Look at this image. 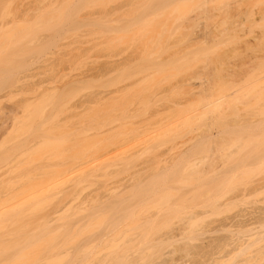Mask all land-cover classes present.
<instances>
[{
	"label": "rangeland",
	"instance_id": "1",
	"mask_svg": "<svg viewBox=\"0 0 264 264\" xmlns=\"http://www.w3.org/2000/svg\"><path fill=\"white\" fill-rule=\"evenodd\" d=\"M41 1L0 0V264H264V0Z\"/></svg>",
	"mask_w": 264,
	"mask_h": 264
},
{
	"label": "bare ground",
	"instance_id": "2",
	"mask_svg": "<svg viewBox=\"0 0 264 264\" xmlns=\"http://www.w3.org/2000/svg\"><path fill=\"white\" fill-rule=\"evenodd\" d=\"M40 1H41V0H40ZM43 1H44V0H43ZM43 1H41L42 4H45V2H46L47 0H46L45 2H43ZM131 1H132V0H131ZM37 2H38V0H37ZM41 2L38 3V4L36 5V8L31 9V10H32L31 12H34V11H35V12L42 11L43 8H44L45 6H44V5L42 6ZM35 3H36V2H35ZM53 3H54V2H53ZM53 3L50 2V4L52 5V6H51L52 8H54L53 6H54L57 2H56L55 4H53ZM49 6H50V5H49ZM34 7H35V6H34ZM51 7H49V8L52 9ZM46 8H47V7H46ZM49 8H47V9H49ZM113 9H114V8H113ZM113 9H112L111 11H113ZM29 10H30V9H29ZM44 11H45V10H44ZM105 11H106V10H105ZM111 11H110V12H111ZM116 11H117V10H116ZM31 12L29 11V13H31ZM103 12H104V11H103ZM29 13L26 12V18H27V15H28ZM24 14H25V13H24ZM104 14H105V13H104ZM106 14H109V13H106ZM24 16H25V15H24ZM28 17H29V16H28ZM84 18H85V17H84ZM84 20H85V19H84ZM1 27H2V26H1ZM1 27H0V28H1ZM3 28H4V27H3ZM207 34H208V33H207ZM77 49H78V48H77ZM127 88H128V87H127ZM125 90H126V88H125ZM121 91H123V90H121ZM123 92H125V91H123ZM123 92H122V93H123ZM116 93H117V92H116ZM116 93H115V96L118 97V96H119V93H117L118 95H117ZM120 93H121V92H120ZM202 93H204V91H203ZM98 95H99V96H97V99H99L98 97H100V94H98ZM113 95H114V94H113ZM121 95H122V94H120V96H121ZM103 96H105V95H103ZM120 96H119V97H120ZM101 97H102V95H101ZM101 97H100V98H101ZM122 97H123V96H121V98H122ZM114 98H115L114 96H111V97H103V98H101L100 101H101V104H103L104 102L106 103L107 101H110V100H111V102H112L113 100H115ZM94 99H95V97H94ZM94 99H93V101H92L91 103H88V104H91V106H95L96 104H99L98 102H96L97 99H95V100H94ZM116 100H117V99H116ZM82 102H83V101H82ZM82 102H81V105H82V104H85V103H82ZM84 102H85V101H84ZM105 103H104V104H105ZM85 105H87V104H85ZM85 105H84V107H85ZM82 106H83V105H82ZM88 106H89V105H88ZM99 106H100V105H99ZM80 107H81V106H80ZM80 107H77V106H76L75 109H78V108H79V110H81L82 108H80ZM84 107H83V108H84ZM93 108H94V107H93ZM203 108L205 109V107H203ZM72 109H73V108H72ZM75 109H74V110H75ZM91 109H92V108H91ZM204 109H203V110H204ZM79 110H78V111H79ZM85 110H86V109H85ZM224 110H225L224 114H227V111H228V110L223 108V111H224ZM226 110H227V111H226ZM75 111H76V110H75ZM207 111H208V110H207ZM221 111H222V109H221ZM221 111H220V112H221ZM202 112H203V111H202ZM73 113H75V112H73ZM76 113H77V112H76ZM78 114L81 115L79 112H78ZM220 114H222V113H220ZM68 115H69V114H68ZM70 115H71V114H70ZM75 115H77V114H75ZM72 116H73V115H72ZM72 116H70V117L72 118ZM73 117H74V116H73ZM66 119H67V118H66ZM68 119H69V118H68ZM73 119H74V118H73ZM69 120H70V119H69ZM66 121H67V120H66ZM111 131H113V129H112V130L109 129L108 131H105L104 133H106V135H107V132L110 133ZM113 132H114V131H113ZM102 133H103V132H102ZM104 133H103V134H104ZM112 134H113V133L111 132V135H112ZM101 135H102V134H101ZM101 135H100V136H101ZM91 136H92V135H91ZM104 136H105V135H104ZM108 136H109V135H108ZM106 137H107V136H106ZM209 138H210V137H209ZM211 138L213 139L214 137H211ZM109 156H110V155L104 157L103 159H97V160L93 161V162L90 163L88 166H86V167L80 169L79 171H77V172H73V173L67 175L66 177H63L64 180H62V178H61V181H60V180H59L60 182L58 181L57 187H59V186H63V185L66 184V183H72V184H73V183H77L76 181L79 180L78 177H81L82 175H87V173L95 174L93 171H95V172L98 171V170H99L98 168H100L101 165H102V168H105V167H103V166L106 165V163L111 162V161L113 160V158H111V157H109ZM131 158H132V157H131ZM122 160H123V159H122ZM122 160H121L120 162H122ZM125 160H126V159H125ZM129 160H130V159H129ZM105 162H106V163H105ZM112 162H113V161H112ZM112 162H111V163H112ZM124 162H125V161H124ZM130 162H131V161H130ZM104 163H105V164H104ZM113 163L115 164V162H113ZM103 164H104V165H103ZM126 164H129V161H128V163L126 162ZM107 165H108V164H107ZM107 165H106V167H107ZM112 165H113V164H112ZM112 165L110 164V166H112ZM115 165H117V163H116ZM129 165H131V164H129ZM46 166L48 167V165H46ZM46 166H45V169H46ZM43 167H44V166H43ZM96 167H98V168H96ZM114 167H115V166H114ZM128 167H129V166H128ZM128 167H126V168H128ZM49 168H50V167H49ZM107 168H109V167H107ZM124 168H125V167H124ZM96 169H97V170H96ZM175 169H178V167H176ZM43 170H44V169H43ZM103 170H104V169H103ZM99 171H100V170H99ZM105 171H106V169H105ZM173 171H174V169H173ZM106 172H107V171H106ZM175 172H176V171H175ZM175 172H174V173H175ZM177 172H178V171H177ZM177 172L175 173V175L177 174V176H178V175L180 174V171H179L178 173H177ZM138 173H139V171H138ZM172 173H173V172H172ZM174 173H173V174H170V176H172V175L175 176ZM76 174H80V175L77 176ZM91 174H89V175L92 176ZM106 174H107V173H106ZM139 174H141V173H139ZM168 174H169V173H168ZM89 175H88V177H89ZM104 175H105V174H104ZM136 175H137V174H136ZM136 175H135V176H136ZM165 175H166V176H165ZM165 175L163 174V176H165L164 178H163L162 175L157 176V178H158V177H161V180H160V181H162L161 183H165L163 180L166 181V179H167L166 177H168L166 173H165ZM74 176H75V177L77 176V180L75 179ZM107 176H108V174H107ZM107 176H106V177H107ZM179 176H180V175H179ZM179 176H178V177H179ZM73 177H74V178H73ZM178 177L175 176L176 179H177ZM81 178H82V177H81ZM86 178H87V177H86ZM136 178H138V177H136ZM165 178H166V179H165ZM180 178H181V176H180L178 179H180ZM176 179H174V180H176ZM133 180H134V179H133ZM79 181H80V180H79ZM79 181H78V182H79ZM82 181H83V180H82ZM108 181H110V180H108ZM108 181H107V182H108ZM139 181H140V180H139ZM79 183H80V182H79ZM75 185H77V184H75ZM78 185H79V184H78ZM73 186H74V185H73ZM109 186H110V185H109ZM121 186H122V185H121ZM106 187H107V185H106ZM110 187H111V186H110ZM110 187H109V188H110ZM103 188H104V187H103ZM107 188H108V187H107ZM116 188H117V187H116ZM118 189H119V188H118ZM102 190H103V189H102ZM104 190H105V189H104ZM104 190H103V191H104ZM110 190H111V189H110ZM116 190H117V189H116ZM127 191H128V190H127ZM109 192H110V191H109ZM112 192H115V191H112ZM95 193H96V192H95ZM101 193H102V192H101ZM105 193H106V192H105ZM107 193H108V192H107ZM110 193H111V192H110ZM124 193H125V192H124ZM124 193H123V194H124ZM126 193H127V192H126ZM114 194H115V193H114ZM121 194H122V192H121ZM96 196H97V194H96ZM120 196H121V195H120ZM122 197H123V196H122ZM98 198H99V196H98ZM91 200H92V199H91ZM95 201H96V200H95ZM97 201H98V200H97ZM92 202H93V201H92ZM94 203H95V202H94ZM59 207H60V206H59ZM59 207H57V208H59ZM60 208H61V207H60ZM53 209H54V208H53ZM87 209H88V208H87ZM94 209H95V208H93V210H94ZM96 209H97V208H96ZM56 210H57V209H56ZM56 210H55V211H56ZM58 210H59V209H58ZM82 210H83V209H82ZM88 210H92V209H88ZM93 210H92V211H93ZM97 211H98V210H97ZM97 211H96V213H97ZM56 212H57V211H56ZM56 212H55V213H56ZM43 213H44V212H43ZM45 213H46V212H45ZM45 213H44V215L41 214V215H40V218H37V220H38V219H41V218L44 217V216H46L47 213H49V212L47 211V213H46V214H45ZM58 213H59V212H58ZM58 213H57V214H58ZM88 213H91V212H88ZM88 213H87V214H88ZM94 213H95V212H94ZM101 213H102V212H101ZM134 213H135V211L132 210L131 213H130V215H129V217H124V218H123V219H124V220H123V224H124V221H126L125 224H128V223H127V222H128V220H127L128 218H132V220H133L134 217H135V216H134V215H135ZM5 214L7 215V212H6L4 209H0V219H2L4 216H6ZM98 214H99V211H98ZM48 215L50 216V214H48ZM48 215H47V216H48ZM52 215H53V213H52V211H51V216H52ZM54 215H56V214H54ZM85 215H86V214H85ZM85 215H84V216H85ZM90 215H91V214H89L88 216H90ZM92 215H93V214H92ZM58 216H60V215L58 214ZM88 216H87V217H88ZM94 216H96V215H94ZM98 216H99V215H98ZM53 217H54V216H53ZM56 217H57V216H56ZM83 218L86 219V217H83ZM126 218H127V219H126ZM42 219H43V218H42ZM42 219H41V220H42ZM55 219H56V218H55ZM58 219L61 220V217H60V218L58 217ZM58 219H56V221H58ZM87 219H88V218H87ZM93 219H94V218H93ZM93 219H91V217H90V218H89V221H90V220H93ZM157 219H158V218H157ZM37 220H36V221H37ZM47 220H48V219H47V217H46V221H44V220H42V221H43V222H49V221H47ZM51 220H52V218H51ZM81 220H82V219H81ZM81 220H78V221H81ZM121 220H122V219L117 220V221L115 222L116 225H115V223H113V226H112V225L110 226V228H111L110 232H109V233L107 232L108 234L106 233L104 236L106 237V236H109L110 234H113V235H114L115 232H116V234H117V231H118L119 229H122V228H123V227L120 228L121 226L119 227V224H121L120 222H122ZM153 220H154V219H153ZM159 220H160V219H159ZM42 221H41L42 225H41V223H40L39 230H40V228H42V231H43V232H42L41 234H43V233H45V234L42 235V238H41V239H43L44 236L47 237V236H46L47 233L45 232V230H46V228H48V227L50 228V225L48 226V224H50V222H49L48 224H47V223H44V224H43ZM146 221H147V220H146ZM146 221H145V222H146ZM148 221H149V219H148ZM39 222H40V221H39ZM54 222H55V221H54ZM85 222H86V221H85ZM145 222H144V223H145ZM88 223H89V222H88ZM149 223H150V221H149ZM154 223H155V222H154ZM154 223L152 222L151 225H153ZM46 224H47V226H45ZM53 224H55V223H53ZM53 224H52V225H53ZM77 224H78V227H79V224L81 225L80 222H79V223H76V224H74V225H77ZM123 224H122V225H123ZM146 224L149 225L148 222H147ZM146 224H145V226H146V228H147L148 226H147ZM156 224H157V223H156ZM156 224H154V225H156ZM56 225H57V224H56ZM82 225H83V224H82ZM85 225H86V223H85ZM114 225H115V226H114ZM151 225H150V226H151ZM36 226H37V225H36ZM41 226H42V227H41ZM53 226L55 227V225H53ZM58 226H59V224H58ZM124 226H125V225H124ZM142 226H143V229H144L145 226H144L143 224H142ZM43 227H45V228L43 229ZM113 227H115V228H113ZM151 227H153V226H151ZM36 228H37V227H36ZM49 228H48V229H49ZM52 228H53V227H52ZM52 228H51V229H52ZM55 228H56V227H55ZM55 228H53V229L55 230ZM148 228H149V227H148ZM57 229H58V227H57ZM73 229H74V228H73ZM151 229H152V228H151ZM39 230H37V231H39ZM54 230H53V231H54ZM140 230H141V229H140ZM149 230H150V228H149ZM149 230H147L148 232L145 231V233H142V230H141V232H139V233L143 234V236L145 237V235H147L146 233L151 234V232L149 233ZM152 230H153V229H152ZM119 231H120V230H119ZM119 231H118V233H119ZM154 231H155V230H154ZM39 232H41V230H40ZM39 232H38V236H36V234L34 233L35 235H32L33 237H30V238L27 237L28 239H27V238H26L27 240L25 239V241L27 242V245H25L26 247H24V248L22 249V251L25 250V249H27V247L31 246L32 244L35 245L36 243H38L37 241H39V240H37V241L35 242V239H36L35 236H36V237H39L38 239H40L41 234H40ZM48 232H49V231H48ZM71 232H72V230H71ZM105 232H106V231H105ZM143 232H144V230H143ZM49 233H50V232H49ZM155 233H156V232H155ZM39 234H40V235H39ZM152 234H153V233H152ZM156 234H157V233H156ZM100 235H101V234H100ZM137 235H139V234H137ZM137 235H136V236H137ZM134 236H135V235H134ZM141 236H142V235H141ZM154 236H155V234H154ZM156 236H157V235H156ZM176 236H177V235H176ZM98 237H99V236H98ZM101 237H102V236H101ZM101 237H100V239H101ZM132 237H133V235H132ZM147 237H148V235H147ZM147 237H145V238H142V237H141L140 240L143 239V242H144V239H146V241H147ZM152 237H153V235H152ZM107 238H109V237H107ZM107 238H106V239H107ZM134 238H135V237H134ZM134 238H132V239H134ZM0 239H1V237H0ZM2 239H3V237H2ZM136 239H137V238H136ZM148 239H149V238H148ZM150 239H151V235H150ZM152 239H153V238H152ZM96 240H97V239H96ZM102 240H103V239H102ZM108 240L110 241V239H108ZM137 240H138L137 242H140L139 239H137ZM3 241H4V240H3ZM104 241H105V240H104ZM109 241H107V242H109ZM146 241H145V242H146ZM151 241H152V240H151ZM0 242H2V240H1ZM4 242H5V241H4ZM132 242H134L133 244H135V241H132ZM145 242H144V243H145ZM259 242H260V240L258 239V241L256 242V244L259 243ZM140 243H141V242H140ZM0 245H1V244H0ZM44 245H45V246H48L47 244H44ZM136 245H137V244H136ZM32 246H33V245H32ZM50 247L53 248L52 246H50ZM45 248H46V249H50L49 246H48V248H47V247H45ZM45 248H44V249H45ZM126 248H128V247H126ZM126 248H125V250H123V251H125V254H126L127 252L130 251V249H129V251H128V250H126ZM131 248H132V247H131ZM135 248H136V247H135ZM141 248H142V247H141ZM133 249H134V248H133ZM183 249H185V248H183ZM58 250H59V249H58ZM135 250H137V248H136ZM135 250H132V251H135ZM138 250L140 251V249H138ZM181 250H182V249H181ZM126 251H127V252H126ZM132 251H131V252H132ZM186 251H187V250H186ZM46 253H47V252H46ZM121 253H122V252H121ZM136 253H137V252H136ZM51 254H52V253H51ZM51 254H49V252H48V254H46V255H50V256H51ZM125 254H124V255H121V260H120V258H119V260H117L118 262L120 261V263H117L115 259H114L113 261H115L116 264H127V257H128V256H126ZM132 254H133V253H132ZM43 255H44L45 257H44V256H43V258L41 257V259H43V261L40 259L42 262H40V260H39V262H40L39 264H41V263H42V264H43V263H45V264H49V262H50L51 260H48V259H51V258H53V257H50V256H49V258H47L48 256H46L45 254H43ZM52 255H54V254H52ZM127 255H128V254H127ZM130 256H131V254H130ZM130 256H129V257H130ZM118 257H119V256H118ZM44 258H45V259H44ZM130 258H131V257H130ZM116 259H118V258H116ZM44 260H45V261H44ZM47 260H48V261H47ZM37 264H38V263H37ZM112 264H114V262H112Z\"/></svg>",
	"mask_w": 264,
	"mask_h": 264
},
{
	"label": "snow or ice",
	"instance_id": "3",
	"mask_svg": "<svg viewBox=\"0 0 264 264\" xmlns=\"http://www.w3.org/2000/svg\"><path fill=\"white\" fill-rule=\"evenodd\" d=\"M177 7H180L179 5H177ZM237 264H239V262H237Z\"/></svg>",
	"mask_w": 264,
	"mask_h": 264
}]
</instances>
